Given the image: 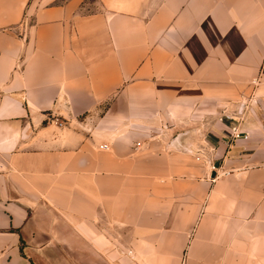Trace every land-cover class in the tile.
<instances>
[{
  "label": "crops",
  "instance_id": "0c3cea01",
  "mask_svg": "<svg viewBox=\"0 0 264 264\" xmlns=\"http://www.w3.org/2000/svg\"><path fill=\"white\" fill-rule=\"evenodd\" d=\"M84 1L0 0V264H264V0Z\"/></svg>",
  "mask_w": 264,
  "mask_h": 264
},
{
  "label": "rangeland",
  "instance_id": "374dc122",
  "mask_svg": "<svg viewBox=\"0 0 264 264\" xmlns=\"http://www.w3.org/2000/svg\"><path fill=\"white\" fill-rule=\"evenodd\" d=\"M99 6L97 0H85L81 10L93 12ZM258 40L263 43L259 35H252V42L258 45ZM251 62L248 80L243 81L242 71L237 70L235 74L236 79L240 78L239 80L229 83L219 82L218 117L225 125L239 127V125H258L264 122V49H252ZM241 133L246 134V132ZM184 262L185 257L182 259V264Z\"/></svg>",
  "mask_w": 264,
  "mask_h": 264
},
{
  "label": "built area",
  "instance_id": "2783aa9c",
  "mask_svg": "<svg viewBox=\"0 0 264 264\" xmlns=\"http://www.w3.org/2000/svg\"><path fill=\"white\" fill-rule=\"evenodd\" d=\"M236 135H240L241 131H237V127H234Z\"/></svg>",
  "mask_w": 264,
  "mask_h": 264
}]
</instances>
